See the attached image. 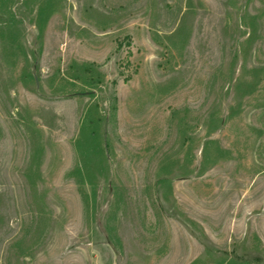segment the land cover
<instances>
[{
    "label": "rangeland",
    "instance_id": "obj_1",
    "mask_svg": "<svg viewBox=\"0 0 264 264\" xmlns=\"http://www.w3.org/2000/svg\"><path fill=\"white\" fill-rule=\"evenodd\" d=\"M0 264H264V0H0Z\"/></svg>",
    "mask_w": 264,
    "mask_h": 264
}]
</instances>
